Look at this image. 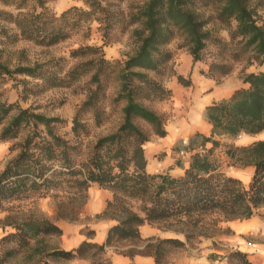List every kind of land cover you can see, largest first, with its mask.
I'll return each mask as SVG.
<instances>
[{
  "label": "trees",
  "instance_id": "1",
  "mask_svg": "<svg viewBox=\"0 0 264 264\" xmlns=\"http://www.w3.org/2000/svg\"><path fill=\"white\" fill-rule=\"evenodd\" d=\"M55 1L58 0H0L10 8L0 9V18L15 26L18 37L49 46L84 29L89 35L93 22L104 25L105 37L116 14L102 0H78L81 4L56 13L48 5ZM263 3L264 0H142L127 17L130 23L139 25L132 55L125 60H109L102 46H80L72 50L71 56L91 58L59 78L41 65L11 70L0 61V82L14 72L63 85L89 76L85 99L71 120L70 137L56 130L57 124L66 122L64 119L0 100V141L19 139L9 147L14 156L0 169V209L6 202L52 196L56 198V217L76 220L87 201L88 188L97 184L112 193L98 216L115 221L104 243L84 240L77 248L64 250L42 245L43 238L62 235V228L49 217L33 211L17 217L7 214L0 225L10 231L0 238V245L10 242L16 246L9 255L30 248V258L40 254L43 258L63 259L103 257L108 246L127 242L133 246L121 250L125 255L149 253L156 264H162L164 244L180 247L185 243L175 237L144 238L140 233L142 224L161 227L166 223L165 229L183 231L189 240L194 231L202 229L205 215L247 219L264 206V137H259L264 133ZM216 24L227 30V38L216 33ZM177 37L181 39L177 47L186 49L194 63L204 60V50L211 44L222 53L224 61L246 59L248 64L263 68L245 74L244 86L205 107L210 132L196 131L180 149L189 153L187 166L176 162L183 167L181 175L152 173L145 145L151 134L165 136L166 124L164 116L143 101L172 98L173 90L149 73H161L173 55L167 45ZM207 67L201 73L212 78L208 71L219 72L223 78L232 70L227 63L210 62ZM110 75L119 81V88L107 110L103 79ZM177 80L184 86L191 84L182 75ZM117 107L121 124L90 141L91 127L101 126ZM239 136L251 139L238 144L228 141ZM245 166L254 168L248 184L227 171V167ZM142 242H146L144 248L137 249L135 246ZM234 254L241 257L243 264H255L244 253ZM94 263L113 264L103 258ZM42 264L49 262L43 260Z\"/></svg>",
  "mask_w": 264,
  "mask_h": 264
},
{
  "label": "rangeland",
  "instance_id": "2",
  "mask_svg": "<svg viewBox=\"0 0 264 264\" xmlns=\"http://www.w3.org/2000/svg\"><path fill=\"white\" fill-rule=\"evenodd\" d=\"M112 13H116L112 17L111 27L108 29L104 37V25L97 22L91 23L90 34L87 35L85 29L73 34L71 37L54 45H40L31 40H26L18 37V30L12 23L0 18V61L11 70L19 66H38L49 69V72L54 73L58 78L65 75V72L74 65L89 59L91 57L74 58L71 56L72 50L84 46H102L105 58L109 60H125L132 55L137 46L136 29L139 28L137 23H130L127 19L128 15L137 10V6L142 0H102ZM81 4L78 0H58L50 2L49 7L56 13L61 10L74 5ZM264 5V3H263ZM0 9H10L0 3ZM263 16H264V11ZM210 12H206L208 15ZM212 27V25H210ZM209 26V27H210ZM216 33L227 38V30L222 25H215ZM4 28V30H3ZM6 31V32H5ZM181 42L180 38H175L168 45L167 48L173 53L172 58L161 68L160 74L150 72L149 75L160 81L167 88L174 86L177 81V76L182 75L184 80H192V74H196V69L201 66L200 70H208L207 64L210 62L227 63L232 66L229 76L242 79V77L250 72H257L263 68L258 64H248L246 59H239L237 61L226 60L222 58V53L211 44H207L204 50V60L193 65L191 63L190 54L184 48H178ZM214 79H221L219 72H210ZM89 76H83L79 81L71 85H63L54 80H45L43 78H34L29 75L20 73H13L7 75L4 80L0 82V100L17 103L22 108H29L35 113H41L49 117H59L64 119L65 123L56 125V130L59 134L65 137L71 136V120L77 108L85 99L87 81ZM196 78V75L193 77ZM60 80V79H59ZM105 89L104 104L107 110H110V103L115 97L119 88V81L114 75L103 79ZM187 91L177 93L175 98L163 101H149L145 100L143 103L152 107L153 110L162 114L165 119V129L182 130L180 134L171 136L166 133L165 136L160 137L151 134L149 142L146 143L145 149L148 159V170L152 173L160 169L162 164L166 167H172L176 162L188 161L189 153L181 151L180 149L188 142L189 138L200 130H195L189 134L186 129L187 123L200 119L202 116L200 109L196 106L195 88H187ZM112 109V108H111ZM86 117H89L86 115ZM120 107L111 110L109 117L99 127H91V134L89 140L103 135H107L114 131L119 124H121ZM141 125H143L141 123ZM145 128L146 126L143 125ZM202 132V131H201ZM206 132L205 134H208ZM259 137H264V133ZM251 138L248 136H239L234 139H229L235 143H245ZM19 139L12 141H0V169L3 167L5 161L15 152L10 153L9 147L12 143H16ZM254 168L252 166L245 167H227V171L236 177H239L244 184H248ZM94 188V187H93ZM93 188H88V192ZM96 193L101 190L100 186L96 185ZM87 192V199L89 193ZM93 192V191H92ZM85 205V204H84ZM5 207L0 209V220L7 214L13 216H22L31 211L38 214L52 218L57 212L56 198L47 196L44 198H34L23 201L6 202ZM84 207V206H83ZM83 207L81 212L83 211ZM255 223L246 228L236 227L230 223L227 225V220L213 214H208L203 217L202 229L194 231L190 238L191 245L196 247L199 237L215 238L213 241L214 247L224 249V242H228L229 238L233 240V250L229 253L228 264H243L241 257L235 255V252L247 253L241 251L240 248L244 246H251L258 244L257 252L264 254V233H261V228L264 226V206L255 212ZM72 221V220H70ZM1 224V223H0ZM163 224L160 228L166 230ZM10 231L7 227L3 229L0 225V238ZM159 238V237H158ZM42 245L49 248L57 245V237H45L42 239ZM122 246L129 245L127 242L121 243ZM177 247L169 244H164L161 248V262L168 263L170 258V251ZM16 246L13 243H3L0 245V264H42L43 260H48L49 264H60L55 257L43 258V255H35L29 257L31 249L25 248L20 251L10 253L9 250H15ZM255 253V252H254ZM221 254V253H219ZM92 257V256H90ZM101 257L96 255L92 257L98 261ZM60 259V258H59ZM51 261V262H50Z\"/></svg>",
  "mask_w": 264,
  "mask_h": 264
},
{
  "label": "crops",
  "instance_id": "3",
  "mask_svg": "<svg viewBox=\"0 0 264 264\" xmlns=\"http://www.w3.org/2000/svg\"><path fill=\"white\" fill-rule=\"evenodd\" d=\"M193 65L197 64L192 61ZM201 66H198L196 69V74H192L191 84L189 86H184L180 82H175L174 86L171 87L172 98L176 97L177 93H182L187 91V88H195V102L196 106L200 109V112L203 117L200 119L194 120L190 123H187L186 129L189 131V134L195 130H200L203 133L210 132L211 124L204 117L205 107L215 101H219L223 98L228 97L231 93L244 86V82L240 78L226 76L217 81L212 77L205 76L201 73ZM196 75V78H193ZM178 81V80H177ZM177 129V128H176ZM172 130L171 128L166 129V132L171 136L180 134L182 130ZM188 161H184L183 165L187 166ZM156 171L165 172L168 171L173 175H181L183 173V167L174 164L172 167H166L165 164H162L160 169ZM96 185L91 184L93 192H88V199L83 207V211L79 214L76 220H67L62 218H57L56 213L52 218L56 224L62 228V235L57 237L58 244L55 247L64 250H73L80 245L84 240L96 243H104L106 241L109 228L115 223L114 220L104 217H99L103 210H105L106 202L111 198L112 193L107 190L100 188L99 193H96ZM263 209V206L259 207ZM255 213L247 219H232L227 220V225L230 223L234 224L239 228H246L255 223ZM140 233L142 237H175L185 244L180 247H174L170 251V258L166 264H228L229 262V253L233 250L232 247L233 240L229 238L228 242H224V249H218L214 247L213 241L215 238H206L199 237L197 246L194 247L191 245V240L186 238V235L182 232H176L172 229H162L155 224L144 223L140 226ZM146 245V242H142L135 247L137 249H143ZM249 246H244L245 248L241 251L247 253V258L255 264H264V254L257 252L258 244H248ZM133 245L122 246L121 243H116L114 245L108 246L106 252L103 254V259L113 263V264H156L155 257L149 253H136L132 257L125 255L121 250L127 249ZM259 251V250H258ZM255 252V253H254ZM221 253V254H219ZM60 264H95L92 257H75L71 259L55 258ZM51 262V261H50Z\"/></svg>",
  "mask_w": 264,
  "mask_h": 264
},
{
  "label": "built area",
  "instance_id": "4",
  "mask_svg": "<svg viewBox=\"0 0 264 264\" xmlns=\"http://www.w3.org/2000/svg\"><path fill=\"white\" fill-rule=\"evenodd\" d=\"M261 233H264V226H263V228H261Z\"/></svg>",
  "mask_w": 264,
  "mask_h": 264
}]
</instances>
